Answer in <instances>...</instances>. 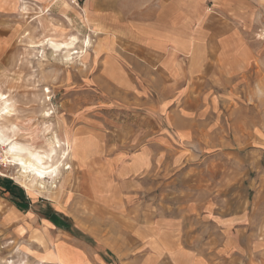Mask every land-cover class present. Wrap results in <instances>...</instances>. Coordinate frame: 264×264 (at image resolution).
<instances>
[{
    "label": "rangeland",
    "instance_id": "rangeland-1",
    "mask_svg": "<svg viewBox=\"0 0 264 264\" xmlns=\"http://www.w3.org/2000/svg\"><path fill=\"white\" fill-rule=\"evenodd\" d=\"M142 1L0 0L14 105L0 123L39 150L68 143L71 167L36 191L1 157L0 264H158L176 237L162 249L143 229L177 211L187 262L264 264V0ZM50 38L74 42L71 58L30 47ZM237 216L244 247H218V219Z\"/></svg>",
    "mask_w": 264,
    "mask_h": 264
},
{
    "label": "bare ground",
    "instance_id": "bare-ground-1",
    "mask_svg": "<svg viewBox=\"0 0 264 264\" xmlns=\"http://www.w3.org/2000/svg\"><path fill=\"white\" fill-rule=\"evenodd\" d=\"M75 38L76 37H74V41L76 42L77 39ZM42 44H48V48L53 49V51L64 50L65 53H63L66 58H71V50L75 49V47H73L74 42L72 41L69 43H54L51 38L46 41V43L43 41L41 44L33 43L30 47L37 48L40 47V45L42 46ZM83 44L85 48L90 46L89 36L83 39ZM53 51H51V54ZM76 52L78 51L74 53ZM81 52H83V47L81 48ZM84 52H86V49ZM80 56L83 57L84 55L81 54ZM45 90L49 92L48 89ZM13 106L12 100L8 98V95L0 92V122L2 121L4 123L3 120L13 115ZM14 124L5 125L0 123V147L3 153H0V159L1 157L11 159V165L16 170L14 178H16L25 189L33 188L36 191H52V189H56L54 183L58 181L60 167L65 166L67 169L71 168L68 162H64L70 155L68 143L67 147H64L65 143L62 144L63 142L57 137H54L55 141H52V146L45 150H39L30 143H23L14 138L15 130L17 129V126ZM57 154H59V157ZM1 174L3 173L1 172ZM47 183H50V186H47Z\"/></svg>",
    "mask_w": 264,
    "mask_h": 264
},
{
    "label": "crops",
    "instance_id": "crops-1",
    "mask_svg": "<svg viewBox=\"0 0 264 264\" xmlns=\"http://www.w3.org/2000/svg\"><path fill=\"white\" fill-rule=\"evenodd\" d=\"M147 0H144L140 3V5H143L144 2H146ZM163 1H168V0H163ZM135 11L137 9H134ZM141 11V9H140ZM133 12V9L128 12L131 13ZM146 13V11H145ZM144 13V14H145ZM139 14L140 17L144 16ZM190 20V19H188ZM192 20V19H191ZM179 26H176V29ZM110 29L112 31V34L115 35V39L119 38L120 32H118L117 30H115L114 26L112 24H110ZM97 31V30H96ZM11 29L9 28V26H6V22L4 21V18L0 16V65H4L5 62L7 61V48L9 47L8 45L12 43L13 41V35L11 33ZM98 33V32H96ZM178 30L175 31V24L173 25V35L172 37H170V40H172L173 42H175V38L176 36H178ZM176 35V36H175ZM114 37V36H113ZM128 42L131 45H155L160 43V40L156 38V36L154 35H145V33L143 32H136V31H132L131 32V36L127 38ZM170 42V41H168ZM147 46V47H150ZM153 46H151L152 48ZM130 51V49H128ZM131 51H133L131 49ZM22 201V200H21ZM20 201V203H22ZM38 219H41L38 217ZM188 219H189V213L184 211H177L175 212L173 215H169V217H165L163 214H158L157 217H154L152 220L153 222H148L145 225V228L143 229L148 235H146L147 240H149L150 238H152L151 236L154 235L153 237V243H157V247L159 245V247H162V249H164L167 246V243L164 242V240L159 236L160 233L165 234V235H173L176 237L175 241H174V248L177 249V251L175 253H168V252H164L162 258H160L159 261H157L158 264H192V261H186V256H189L190 258L193 257L191 254V251L189 249L188 245H191V243H189V230L187 229V225H188ZM237 220L238 223V216L237 217H233V218H226V219H218L219 221L217 222L218 225H220V228L218 229V236L217 238H220V241H222V239L225 238V243L224 244H219V239L217 240V238H215L216 244L218 245V247L220 246L221 248H223L225 245H238V247H244V243H245V233L242 232V228H238V226H235V223H230L229 220ZM48 219H44L43 221H45L46 223ZM222 220V221H221ZM187 224V225H186ZM46 226V225H45ZM43 227V226H42ZM39 229V228H36ZM48 230H50L48 228ZM50 234V232H49ZM233 235V236H232ZM159 236V237H158ZM51 237V236H50ZM49 237V243L52 240V237L50 239ZM235 238V242H234V238ZM54 239V238H53ZM152 242V239L150 241V243ZM149 244V243H148ZM184 245H186V247H184ZM156 247V246H155ZM221 251L223 252V250L221 249ZM220 252V254H224ZM48 255V254H47ZM45 254V256H47ZM162 255V253H161ZM217 256H215L214 260L216 259ZM224 257L222 258V260H220V262H222L224 264L223 261ZM218 262V261H217ZM217 262H211L208 261L207 264H218ZM195 264H204L202 262L199 261H195Z\"/></svg>",
    "mask_w": 264,
    "mask_h": 264
},
{
    "label": "built area",
    "instance_id": "built-area-1",
    "mask_svg": "<svg viewBox=\"0 0 264 264\" xmlns=\"http://www.w3.org/2000/svg\"><path fill=\"white\" fill-rule=\"evenodd\" d=\"M0 164H1V159H0Z\"/></svg>",
    "mask_w": 264,
    "mask_h": 264
}]
</instances>
